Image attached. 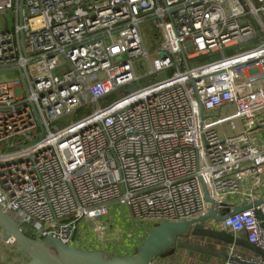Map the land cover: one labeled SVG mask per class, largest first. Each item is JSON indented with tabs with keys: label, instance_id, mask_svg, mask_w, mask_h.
<instances>
[{
	"label": "built area",
	"instance_id": "built-area-1",
	"mask_svg": "<svg viewBox=\"0 0 264 264\" xmlns=\"http://www.w3.org/2000/svg\"><path fill=\"white\" fill-rule=\"evenodd\" d=\"M5 11L14 25L0 30V72L22 73L0 82V205L35 239L134 243L206 214L202 183L231 210L264 199V0H0ZM145 24L157 29L151 44ZM141 59L148 76L174 72L100 106L139 79ZM116 203L142 224L136 238L106 232ZM259 210L221 226L264 249ZM229 254L240 263L226 264H264L235 245Z\"/></svg>",
	"mask_w": 264,
	"mask_h": 264
},
{
	"label": "water",
	"instance_id": "water-1",
	"mask_svg": "<svg viewBox=\"0 0 264 264\" xmlns=\"http://www.w3.org/2000/svg\"><path fill=\"white\" fill-rule=\"evenodd\" d=\"M22 5V4H21ZM21 74L22 70L18 68ZM42 133L44 129L41 127ZM205 199L211 203L206 214L185 222H165L155 226L146 237L137 254L132 257L106 258L102 252L86 251L75 246L54 241L60 254L53 253L45 240L35 239L20 227L18 222L4 213L0 205V227L4 231L5 241L13 238L22 258L28 256L27 264H150L156 257L170 258L177 251L195 253L218 260L221 264L240 261L229 254L232 245L246 249L249 253L264 258V249L251 244L246 238L236 237L222 228V223L228 215L234 216L249 208L258 207L264 203L263 197L245 207H235L231 210L226 204L221 206L208 195V190L202 183ZM261 228L264 231V214L258 211Z\"/></svg>",
	"mask_w": 264,
	"mask_h": 264
},
{
	"label": "rangeland",
	"instance_id": "rangeland-1",
	"mask_svg": "<svg viewBox=\"0 0 264 264\" xmlns=\"http://www.w3.org/2000/svg\"><path fill=\"white\" fill-rule=\"evenodd\" d=\"M14 25V21H13V17H12V13L11 11H5L2 15H1V19H0V30L1 31H5V30H10L12 29ZM7 28V29H4ZM142 29V33L143 36L145 38V40L147 41L148 44L150 43V38L151 39H156L157 38V29H155V27L152 24H145L141 27ZM247 48H251L252 47V43L247 44L246 45ZM228 53V52H227ZM208 58L206 57H201L200 59L197 58L193 61H190V65L194 66L195 62L201 63V62H205L207 61ZM150 63L153 67V70H156V59L154 57L150 58ZM135 67V72L137 74V77L139 78L136 82H133L127 86L121 87L119 89H117L116 91H114L112 94L108 95L105 99L101 100L99 105L100 106H104L107 105L109 103H111L112 101H114L115 99L121 98L127 94H132L136 91H138L139 89L155 82V81H159L163 78L169 77L173 74L174 72V68L168 69V70H163L160 72H157L155 75L153 76H148L149 75V68L147 66V61L145 59H141V60H137L134 64ZM19 79V73L16 71H8V72H0V82L6 83V82H12ZM93 110V107H89L87 108V110L83 111L82 108H80L79 114L75 117V118H71L70 120H76L82 116H84L87 113H91V111ZM234 111V108L232 105H227L223 108L222 110V114L223 116H228L230 114H232V112ZM73 117V116H72ZM239 123V122H238ZM218 131L220 132H227L228 133V128L226 125L223 126H219L218 127ZM232 134V133H230ZM66 158L70 159V154L66 153ZM114 207L111 209L112 210V217H108L107 221L109 220V218H111V224H107L106 227V232L111 233V232H115L120 229V234L121 237H124V235H126L129 231L133 232L135 235V238L137 237L136 235V229H141L142 224L138 223L134 226L131 214H130V210L129 207L127 205H121V204H117L113 205ZM102 220H98V222H101ZM23 230L30 235L31 237L34 236V238H37V235H35V233L31 230V227L29 226H23ZM87 234V239L88 238H93V232L92 229L88 228L86 230ZM118 234V235H120ZM146 240V238L141 239L139 241L136 242L135 246L132 247L134 244H132L131 247H128L127 244H124V246L121 248V253L120 257H132L135 256L139 250V248L141 247V245L144 243V241ZM45 241L48 244L49 249L55 253L56 255H59L60 252L57 249L55 243L53 240H51V238H46ZM105 246V245H104ZM81 249L84 250H89V251H99L102 252L104 254V256L106 258H111L112 256H109V254H111V252L113 253L114 251L110 250L107 246L102 247V243L96 241L93 244H90V246H85V245H80ZM18 246L16 245H12V246H6L5 245V238H4V231L3 229L0 227V264H27L29 262V257L26 256L24 258L21 257V255L18 253ZM117 257V256H115Z\"/></svg>",
	"mask_w": 264,
	"mask_h": 264
},
{
	"label": "crops",
	"instance_id": "crops-1",
	"mask_svg": "<svg viewBox=\"0 0 264 264\" xmlns=\"http://www.w3.org/2000/svg\"><path fill=\"white\" fill-rule=\"evenodd\" d=\"M264 193V188L261 190L260 195H262ZM232 202L236 203L237 202V198L236 197H232ZM112 214V212H111ZM109 215L108 217H112V215ZM107 217V218H108ZM107 218L103 221L104 224H111V218H109V220L107 221ZM80 234L81 236H85L86 234V230H87V226L86 224L80 227ZM87 236V234H86ZM238 237H243L245 238L244 234H240L238 235ZM86 239H84L83 242H85ZM87 241V240H86ZM96 241H89V242H85L83 243V245L85 246H90V244L95 243ZM137 242V241H136ZM136 242L132 243L134 244L132 247L135 246ZM124 244H127L128 247H131L132 244L129 243H106L105 246H107L110 250L114 251L113 253L111 252V254H109V256L112 257H120L121 253V248L124 246ZM102 245V247H105ZM121 247V248H119ZM239 251H242L245 255H250L251 253H249L246 249L241 248V247H237ZM154 264H221L218 260L210 258V257H205V256H201L195 253H191V252H185V251H177L174 256L170 257V258H161V257H156L155 259L152 260Z\"/></svg>",
	"mask_w": 264,
	"mask_h": 264
},
{
	"label": "trees",
	"instance_id": "trees-1",
	"mask_svg": "<svg viewBox=\"0 0 264 264\" xmlns=\"http://www.w3.org/2000/svg\"><path fill=\"white\" fill-rule=\"evenodd\" d=\"M24 233H26L25 231H24ZM27 234V233H26ZM28 235V234H27ZM30 236V235H29ZM111 258H114V257H111Z\"/></svg>",
	"mask_w": 264,
	"mask_h": 264
}]
</instances>
